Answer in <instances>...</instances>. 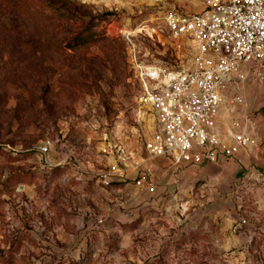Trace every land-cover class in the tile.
Returning <instances> with one entry per match:
<instances>
[{"label": "rangeland", "instance_id": "obj_1", "mask_svg": "<svg viewBox=\"0 0 264 264\" xmlns=\"http://www.w3.org/2000/svg\"><path fill=\"white\" fill-rule=\"evenodd\" d=\"M204 7L0 0V264H264V82L248 77L231 87L223 133L248 114L259 145L212 177L181 188L147 150L156 116L135 59L189 68L194 42L172 36L162 17ZM144 23L159 34L141 31ZM239 93L244 103L232 106ZM57 139L81 157V169L41 162L36 147ZM122 152L128 169L103 186L93 172ZM52 157L63 159L56 150ZM142 165L153 174L139 186Z\"/></svg>", "mask_w": 264, "mask_h": 264}, {"label": "built area", "instance_id": "obj_2", "mask_svg": "<svg viewBox=\"0 0 264 264\" xmlns=\"http://www.w3.org/2000/svg\"><path fill=\"white\" fill-rule=\"evenodd\" d=\"M162 20L164 29L174 37L192 40L196 50L192 65L177 73L135 59L145 101L156 116L155 132L147 142L150 155L168 156L177 165H201L257 147L259 139L253 134L252 116L233 120L228 135L221 133L217 120L233 85L248 77L264 82V0H205L201 11L172 8ZM140 27L150 35L160 32L154 23ZM244 101L239 93L230 103ZM59 141L49 140L36 147L41 162L48 167L64 164L81 169V157ZM54 150L62 160H53ZM128 160V154L122 152L117 162L93 172V177L103 186L111 185L128 169ZM152 174L151 166L142 165L136 184L145 185ZM242 223L246 220L242 219L235 229Z\"/></svg>", "mask_w": 264, "mask_h": 264}, {"label": "crops", "instance_id": "obj_3", "mask_svg": "<svg viewBox=\"0 0 264 264\" xmlns=\"http://www.w3.org/2000/svg\"><path fill=\"white\" fill-rule=\"evenodd\" d=\"M229 94V93H228ZM234 96V95H233ZM240 104H235L232 106H238ZM224 108V110H223ZM221 113L218 117L217 120V125L219 130L221 131V133L223 135H228V132L232 126L229 125V129L227 133H223V128L221 125V116L223 115L225 118L227 116L226 113V108L223 106ZM243 112H247L248 109L247 108H241ZM259 119V118H258ZM234 120V119H233ZM261 120V119H260ZM227 124V123H225ZM254 130V129H253ZM246 150H242L240 153H238L235 157L233 158H237V159H241L240 157L243 156V154H241L242 152H244ZM230 160L232 158H229ZM229 159H225V160H219L218 162H214V163H205V164H201V165H177L174 163V161L172 160V158L168 157V156H158V158L156 159V165H161V166H166L168 168V170H172L173 171V181L175 183H177V185L181 188H183L185 185H187V183H189L190 185L192 183H195L196 181L202 179V178H206L207 176H210V174H212L211 172L216 171V169H221L222 168V164L224 162H226ZM221 167V168H220ZM183 168V169H181ZM181 169V170H179ZM175 173V174H174Z\"/></svg>", "mask_w": 264, "mask_h": 264}]
</instances>
